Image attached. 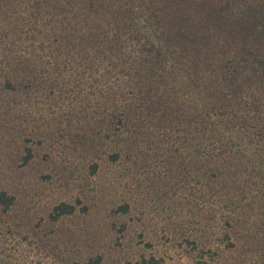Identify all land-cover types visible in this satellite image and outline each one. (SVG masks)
Returning a JSON list of instances; mask_svg holds the SVG:
<instances>
[{"label": "trees", "instance_id": "16d2710c", "mask_svg": "<svg viewBox=\"0 0 264 264\" xmlns=\"http://www.w3.org/2000/svg\"><path fill=\"white\" fill-rule=\"evenodd\" d=\"M0 84L14 93L0 133L24 132L38 92L76 93L77 149L113 162L168 154L206 218H226L228 248L245 242L264 264L261 0H0ZM14 201L0 190V210ZM75 211L61 202L51 217Z\"/></svg>", "mask_w": 264, "mask_h": 264}, {"label": "rangeland", "instance_id": "374dc122", "mask_svg": "<svg viewBox=\"0 0 264 264\" xmlns=\"http://www.w3.org/2000/svg\"><path fill=\"white\" fill-rule=\"evenodd\" d=\"M1 89V101L13 98ZM75 94L38 92L24 132L0 133V190L15 197L0 210V264H97L99 257L98 264H260L245 242L228 248L226 218H206L210 204L195 202L168 154L113 162L104 151L77 149L81 125L69 120L81 108ZM27 145L33 157L24 163ZM61 202L76 211L53 220ZM126 203L129 210L119 211Z\"/></svg>", "mask_w": 264, "mask_h": 264}]
</instances>
